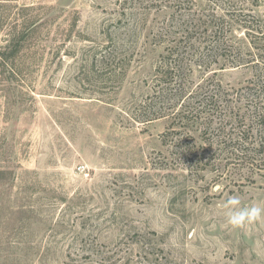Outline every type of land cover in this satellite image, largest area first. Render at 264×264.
<instances>
[{
  "label": "rangeland",
  "instance_id": "rangeland-1",
  "mask_svg": "<svg viewBox=\"0 0 264 264\" xmlns=\"http://www.w3.org/2000/svg\"><path fill=\"white\" fill-rule=\"evenodd\" d=\"M234 195L264 207V0H0V264H264Z\"/></svg>",
  "mask_w": 264,
  "mask_h": 264
},
{
  "label": "trees",
  "instance_id": "trees-1",
  "mask_svg": "<svg viewBox=\"0 0 264 264\" xmlns=\"http://www.w3.org/2000/svg\"><path fill=\"white\" fill-rule=\"evenodd\" d=\"M169 60L170 59L166 60L163 65L166 66V67L168 66V68H171L172 64L170 65V61ZM174 70H177V69H175V67H173V69H172L173 72L166 71V74H165L167 76L170 75L172 77V81H174L173 80L174 78L180 77V76H178L180 70L176 71L177 75L174 74ZM163 90L170 91V92L174 91L180 96H183V95H185L188 92V91H186V88L181 87V85L180 86H176L175 85V86H173L171 88H167L166 87ZM213 99H214V97H209L206 100L204 99L202 101H198L199 105H198L197 108H194L197 105V103L182 104L178 111H177V108L179 107L180 103H176L171 108V110L173 112L170 113V116L173 117V120L175 122H177V125H179V126L186 125V124H188L189 121H191V122H193L194 125H200V126H202V128H206L207 124H209L207 122L208 121V116H211V115L214 114V112H217V111H215L213 109L214 105L212 106V100ZM156 105H157V101L156 100H152L150 103L149 102L145 103V105H144V111H145L144 115L148 114L149 111L151 112L153 110L154 106H156ZM209 106H212L211 110H209ZM142 113H143V111H142ZM159 114L160 113H156L155 112L154 115L156 116V118H160V117L164 116V115H159ZM137 118H138V120H140L139 117H137ZM144 118L147 119V121H152V119H149L150 118L149 115L147 117H144ZM194 153L195 152L193 150L191 152H189V156H191V160L192 161L194 160V157H192Z\"/></svg>",
  "mask_w": 264,
  "mask_h": 264
},
{
  "label": "clouds",
  "instance_id": "clouds-1",
  "mask_svg": "<svg viewBox=\"0 0 264 264\" xmlns=\"http://www.w3.org/2000/svg\"><path fill=\"white\" fill-rule=\"evenodd\" d=\"M220 207L226 210V222L233 228H239L264 218V207L242 206L239 196H229Z\"/></svg>",
  "mask_w": 264,
  "mask_h": 264
}]
</instances>
